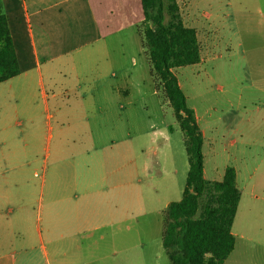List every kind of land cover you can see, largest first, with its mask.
<instances>
[{
	"label": "crops",
	"instance_id": "0c3cea01",
	"mask_svg": "<svg viewBox=\"0 0 264 264\" xmlns=\"http://www.w3.org/2000/svg\"><path fill=\"white\" fill-rule=\"evenodd\" d=\"M185 1L180 14L197 30L202 48L192 72L231 107L220 109L217 99L201 115L190 105L204 137L205 178L222 180L232 165L241 192L248 185L264 192V179L251 183L258 167L244 175L235 162L237 153L248 157L255 144H264V0H204L209 13L199 11L202 0ZM2 2L21 72L0 82V94L16 99V115L37 106L46 119L43 126L34 116L25 127L20 120L8 123L14 103L1 114L0 264H171L163 213L183 197L190 163L178 122L180 140L162 120L151 139L162 144L153 152L142 146L143 120H151L158 95L138 30L145 18L142 0ZM214 31L235 33L250 47L242 53L248 70L234 76L231 89L210 84L226 79L217 61L235 57L221 51L220 43L229 42ZM238 81L241 89L233 93ZM36 92L40 99L26 106ZM244 95L245 104L235 105L234 97ZM144 177L150 178L146 185ZM144 188L150 199H164L162 206L145 199ZM148 208L156 211L154 220L144 217ZM236 217V245L223 264H241V255L264 250L256 235L234 230Z\"/></svg>",
	"mask_w": 264,
	"mask_h": 264
},
{
	"label": "trees",
	"instance_id": "16d2710c",
	"mask_svg": "<svg viewBox=\"0 0 264 264\" xmlns=\"http://www.w3.org/2000/svg\"><path fill=\"white\" fill-rule=\"evenodd\" d=\"M142 6L145 18L138 30L154 86L174 111L190 163L183 197L163 213V246L171 264H223L236 245L232 227L242 192L232 165L226 167L222 180L205 178L203 133L175 73L178 67L201 61L197 30L184 24L178 0H142ZM20 72L0 0V82Z\"/></svg>",
	"mask_w": 264,
	"mask_h": 264
},
{
	"label": "rangeland",
	"instance_id": "374dc122",
	"mask_svg": "<svg viewBox=\"0 0 264 264\" xmlns=\"http://www.w3.org/2000/svg\"><path fill=\"white\" fill-rule=\"evenodd\" d=\"M179 5H180V11L181 13L184 12V3L186 2L185 0H178ZM199 11H202L203 13H209L210 9L205 6L204 0H202L201 5L199 6ZM168 15H167V20H168ZM214 36L217 34L219 36H215L216 39H219L221 41H228L229 43H220L222 46V52L224 53H234L235 57L232 55V59H230L226 54L228 58H223L217 61V68L221 69L225 73V78L224 80L216 79L215 81H210V84L214 85H225L227 89H231V82H233V78L235 75H244L246 74L248 70V64L244 63V60L242 58V53L245 50H250V47L246 43H240L238 37L236 36L235 33L232 32H212ZM201 39H202V33H201ZM227 45H231L232 48H228ZM241 46V47H240ZM239 52V55L238 53ZM237 54V55H236ZM141 60L144 62L147 61L145 58L144 52H141ZM146 63V62H145ZM194 65H189V66H183V67H178L176 68L177 74L179 78L182 80L183 84V89L186 93V95L189 97L188 104L189 105H195L199 110L200 114L202 115V108L206 109L209 107H212L216 102L217 99L219 100V108L224 109V110H229L230 104L228 103V98L222 97V96H216L215 91L210 92L209 87L203 86L202 84L206 83L205 81H202V76H198L197 74L195 75L192 70H193ZM213 68V69H217ZM175 70V71H176ZM214 71V70H209V72ZM150 73L149 70H147V74H145L146 78H150ZM202 75V74H201ZM0 87H5V85L0 86ZM147 88V87H146ZM155 88V86H154ZM241 89V85L239 81L237 82V87L234 86L233 88V93L238 92ZM202 91L206 92V96L202 97ZM220 95V94H218ZM230 95V94H229ZM235 96V95H233ZM12 98V97H11ZM153 98V103L154 99L157 101V106H153V114L151 113V120H147L144 118L143 120V126H142V146L147 147L149 146V150L151 152L154 151L155 146L157 144H162L161 140L157 142H151L152 138H155L157 135H155V132L162 128V120H164L165 125L168 129V132L172 134L173 139H181L182 134L179 125L176 123V118L174 116V111L172 107L170 106L169 102L163 97L161 92H158V95H155ZM13 99V98H12ZM10 97L8 98L6 95V92L3 91L0 94V120L4 116H6V113L1 115L4 109L7 108V106L12 105L14 103V112H11L8 114V116H12V118L8 119V123H15L18 120L23 122V127L26 126L27 119L31 117H35V121L41 123L43 126V121L46 119V112L43 110L42 107H34L33 111L31 112H24L21 111L20 113L17 114L16 112V99L14 98L12 101ZM25 99V98H24ZM29 99H34L38 101L40 99V94L38 92L35 93V96L33 97H28L24 104L27 106L30 103ZM23 100V99H22ZM237 102H242V104H245L246 102V97L241 99L234 97V103L235 105ZM143 104H145L143 102ZM149 105V104H148ZM157 107V108H156ZM233 112V111H232ZM235 113V111H234ZM6 122V121H5ZM1 126V123H0ZM43 131V129H42ZM214 134V132L212 133ZM214 136V135H213ZM236 135H232L231 138H235ZM257 138V136H256ZM159 139V138H158ZM45 142L44 140L41 142V149H40V155H44L45 149H44ZM238 159H236V165L240 167V172L241 174L246 175L252 167H258V171L256 173L255 179L251 181V183H258L261 184V181L264 179V144L263 143H258L254 145V152L253 154H249L248 157L245 156V154H241L240 152L237 153ZM223 160L217 159L216 162L222 161ZM211 163L214 162V159L211 158ZM233 161V162H234ZM167 170L171 168V163L170 161L166 164ZM150 176V175H149ZM150 182L149 177H144V185H146L147 182ZM155 184H157V181H153ZM249 188H245L242 191V200L241 204L239 207V211L235 220L234 224V230L236 232H249L250 234L256 235L259 239V243L264 244V240L262 239L264 237V210H261L260 206L261 204L264 205V192L262 188H259L257 186L256 189H252L251 185H248ZM144 198L147 199L148 201H151L155 207H160L162 206L164 199L162 198H149L150 191H147L144 188ZM172 198H175L174 196ZM156 211L153 208H148L147 213L144 215V217L150 218L151 220H154L156 218L155 215ZM260 249L256 248L255 251L258 252H251L249 255L246 253L241 255L240 262L241 264H250V262H255L256 264H264V250H262V246H259Z\"/></svg>",
	"mask_w": 264,
	"mask_h": 264
}]
</instances>
